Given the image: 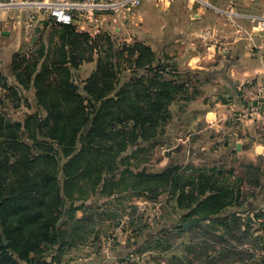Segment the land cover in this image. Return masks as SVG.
Instances as JSON below:
<instances>
[{
  "label": "rangeland",
  "instance_id": "rangeland-1",
  "mask_svg": "<svg viewBox=\"0 0 264 264\" xmlns=\"http://www.w3.org/2000/svg\"><path fill=\"white\" fill-rule=\"evenodd\" d=\"M187 2L195 4L193 0ZM157 3L161 7L170 4ZM152 4L145 1L138 8L120 11L87 10L77 17L75 29L89 34L94 47L89 50V61L82 62L78 70L71 69L74 76H65L63 72L49 74L52 65L43 63L46 56H61L57 53L61 41L57 36L51 38L53 24L44 14L40 12L39 24L29 28L30 9L17 7L0 12L11 14L10 23H0V32L10 34L9 37L0 34V116L22 126L31 119L30 135L41 144L46 143L38 154L51 148L57 154L58 180L65 206L58 225L67 237L63 254L55 247V252L48 254L49 261L57 257L60 261L54 264H175L174 258H183L184 264H264V114H250L241 98L244 85L261 80L263 73L237 85L235 96L230 93L229 97L226 86L221 93L217 92L210 82L215 65L210 64L204 70L196 68L195 57L200 50L210 53L207 46L202 49L193 37L185 40L179 31L155 34L147 17L145 21L140 19L141 13ZM83 25H89L86 32L80 29ZM137 45L155 54V62L149 69L138 65ZM42 49L45 59L37 61ZM98 62L113 66L116 92L107 100L117 102L121 90L130 92L133 84H140L138 105L145 111L152 104L157 107V125L152 138L142 140L133 131L135 124L126 121L133 110L125 115L123 110L129 108L121 107L113 115L103 114L100 129L87 140L96 143L101 152L83 155L82 163L72 172L86 169L89 161L91 167L88 164L83 176L66 185L64 167L83 152L86 134L78 136L75 151L68 157L61 147L46 138L55 124L50 112L58 109L67 113L84 107L90 113L91 107L99 104L87 94V88L91 87L88 81ZM14 70L18 75H31L21 78L25 86L19 83ZM225 70L226 65H221L220 71L226 74ZM39 76L42 81L37 83ZM68 79L76 87L74 103L60 94ZM38 87L42 88V95ZM91 90L97 96L105 92L103 84H96ZM135 98L132 96L130 100ZM116 115L124 119L123 123L108 127L110 117ZM95 117L90 115L92 121ZM38 122L49 125L40 132L36 128ZM22 132L24 146L37 151L34 141L28 139L29 134L24 129ZM105 150L112 152L110 157L102 154ZM168 169L176 171L179 179L176 187L168 182L144 183L138 178L144 174L162 175ZM200 176H204V182L209 181L208 187L227 193L222 195V202L238 199L244 223L251 227L255 238L239 252L249 251L255 255L254 259L220 257L221 249L233 252L230 248L237 247V243L219 232L205 233L209 231V223L204 215L210 210L201 204L206 197L194 201ZM181 192L185 194L182 202L186 209L178 205ZM71 209H75L76 219L94 218L85 225L89 234L73 232L76 219H71ZM196 218L203 219L201 226L185 230V225Z\"/></svg>",
  "mask_w": 264,
  "mask_h": 264
},
{
  "label": "trees",
  "instance_id": "trees-1",
  "mask_svg": "<svg viewBox=\"0 0 264 264\" xmlns=\"http://www.w3.org/2000/svg\"><path fill=\"white\" fill-rule=\"evenodd\" d=\"M52 24L51 38L55 39V36H57L61 41V48L57 50V53L61 56L60 58L46 56L47 60L44 62L43 54L45 52L42 49L39 53L41 57L37 61L43 59V63L52 65V70H48V73L50 71L49 74H52V72H63L65 76H74L72 70H78L82 62L86 63V60L89 61V50L94 47V39L89 34L78 32L74 26ZM135 48L138 54V65L141 64L144 69H149L155 62V54L142 45H137ZM147 59H150L149 62L143 65V62ZM19 67L20 65L18 64L17 68ZM112 68V65L105 66V64L98 62L92 78L88 81V86L91 85V87L96 84H103L105 91L97 96L91 90V87L87 88V94L91 99L99 103L91 107L90 113L84 107L67 113L58 109L50 112L55 124L50 127L51 131L46 138L61 147L64 154L68 157H71L75 151L78 136L86 134L83 142V152L74 157L64 167V172L67 175V179L64 181L66 185L74 182L77 176H83L88 164L92 163L89 161L86 169L82 168L79 171L72 172V169L82 163L83 155L89 152L93 156L92 154L95 152H101V148L96 143L87 140L89 136L95 135L100 129V120L103 114L110 116L113 115L114 110L128 107L129 111L123 110L125 115H129L132 110L133 115L126 118V121H131L135 124L133 131L139 135L138 138L142 140L152 138L151 133L157 125L156 114L159 111L155 112L157 107L154 104L151 105L153 106L152 108L149 106L147 111L140 108L138 105L141 96L139 94L140 84H133L130 92L121 90L117 95L119 100L117 102L113 99L107 100L108 97L116 92L112 82L114 77ZM17 73L18 71L14 70L19 83L25 86V81L22 80L24 79L23 76L31 75H18ZM0 76L2 75L0 74ZM41 76L37 78V83L42 81ZM45 87L48 88L47 84H45ZM38 89L39 94L41 93L42 95V88L38 87ZM60 94L68 101H72V103L77 100L76 87L70 83L69 79L63 84ZM132 96L136 98L130 100ZM90 115L96 116L93 121ZM120 117L119 115L111 116L108 127L113 128L117 123H123L124 119L120 120ZM30 120L22 126L21 124H11L0 116V264H54L60 259L53 257L49 261L48 254L55 252V247H58L59 254H63L65 247L64 240L67 237V233L61 229V225H58L65 213V206L61 199V186L58 180L59 165L57 154L53 148L38 154V151L43 150L42 146H46V143L41 144L39 139L30 135ZM36 125V128L41 132L45 127H48L49 123L38 122ZM91 126L94 128L93 130L89 129ZM23 129L29 134L28 139L34 141L37 151L24 146L22 141ZM137 141L135 140V143ZM1 152L4 155H1ZM111 153V151L105 150L102 154L110 157ZM39 165H42V167H39ZM89 167H91V164H89ZM112 171H114V168ZM138 178L144 183L153 181L156 183L168 182L172 187H176L179 180L176 171L172 169H168L162 175L147 176L144 174ZM204 180V176H200L199 190L194 201L198 198L206 197L201 206L205 210H210L209 213L204 215L205 220L209 223L210 232L207 229L205 233L219 232L220 235L227 236L230 240L237 243V247L230 248L233 252L221 249L220 257L226 259L228 257L236 258L242 256L243 258L254 259L255 255L250 254L249 251L245 252L242 250L239 252L240 248L252 244L255 238L251 227L244 223L241 216L244 212L238 208V199L222 202V195L227 193L216 191V188H212L213 186L208 187L209 181L204 182ZM184 196V192H181L178 205L186 209L182 202ZM70 214L71 219H76L75 209H71ZM93 219V217L88 216L76 219L73 232L89 234L85 225ZM200 226L201 224L192 226L188 231ZM4 241L7 242V245H4ZM173 262L175 264H184L185 259L174 258Z\"/></svg>",
  "mask_w": 264,
  "mask_h": 264
},
{
  "label": "crops",
  "instance_id": "crops-1",
  "mask_svg": "<svg viewBox=\"0 0 264 264\" xmlns=\"http://www.w3.org/2000/svg\"><path fill=\"white\" fill-rule=\"evenodd\" d=\"M187 1L168 0L170 4L161 7L155 0L140 19L145 21L146 16L155 34L179 31L185 40L193 37L202 49L207 46L210 53L200 50L195 57L196 68L204 70L210 64L215 65L214 78L210 80L212 88L221 93L226 86L229 97L230 93L235 96L237 85L264 72V24L258 21L264 19V0H193V5ZM9 18L11 14L0 13V23L7 24ZM88 26L80 29L86 32ZM23 29L28 31L24 26ZM0 34L10 36L4 30ZM221 65H226V74L220 71Z\"/></svg>",
  "mask_w": 264,
  "mask_h": 264
},
{
  "label": "built area",
  "instance_id": "built-area-1",
  "mask_svg": "<svg viewBox=\"0 0 264 264\" xmlns=\"http://www.w3.org/2000/svg\"><path fill=\"white\" fill-rule=\"evenodd\" d=\"M145 1L155 0H0V12L12 8L30 9V27L38 25L41 12L56 25L75 26L77 17L89 11H120L128 7H140ZM164 3L168 0H157ZM201 2V1H200ZM37 10V12H32ZM262 25L264 19L258 20ZM241 98L246 110L255 116L264 114V72L262 79L245 84L241 89Z\"/></svg>",
  "mask_w": 264,
  "mask_h": 264
},
{
  "label": "water",
  "instance_id": "water-1",
  "mask_svg": "<svg viewBox=\"0 0 264 264\" xmlns=\"http://www.w3.org/2000/svg\"><path fill=\"white\" fill-rule=\"evenodd\" d=\"M5 36H8V34H4ZM239 149V148H238ZM203 221V219H199V218H196L194 219L192 222H189L185 225L184 229L185 230H188L190 227L192 226H196L198 225L199 223H201Z\"/></svg>",
  "mask_w": 264,
  "mask_h": 264
}]
</instances>
